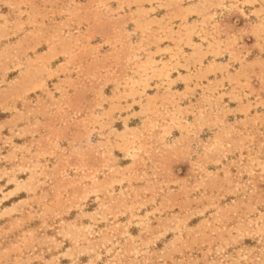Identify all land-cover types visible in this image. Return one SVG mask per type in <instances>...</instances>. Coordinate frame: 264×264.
<instances>
[{"label":"rangeland","instance_id":"1","mask_svg":"<svg viewBox=\"0 0 264 264\" xmlns=\"http://www.w3.org/2000/svg\"><path fill=\"white\" fill-rule=\"evenodd\" d=\"M0 264H264V0H0Z\"/></svg>","mask_w":264,"mask_h":264}]
</instances>
